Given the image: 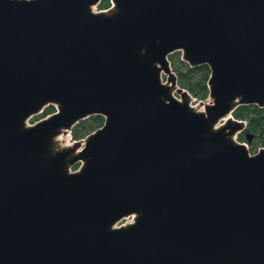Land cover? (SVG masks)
I'll use <instances>...</instances> for the list:
<instances>
[{"label": "water", "instance_id": "obj_1", "mask_svg": "<svg viewBox=\"0 0 264 264\" xmlns=\"http://www.w3.org/2000/svg\"><path fill=\"white\" fill-rule=\"evenodd\" d=\"M99 1L0 0V264H264V149L232 118L264 107V0ZM176 51L209 67L204 111Z\"/></svg>", "mask_w": 264, "mask_h": 264}, {"label": "trees", "instance_id": "obj_2", "mask_svg": "<svg viewBox=\"0 0 264 264\" xmlns=\"http://www.w3.org/2000/svg\"><path fill=\"white\" fill-rule=\"evenodd\" d=\"M100 8L109 6L108 0L102 1ZM169 61L176 75L178 85L185 89L193 98L203 101L207 99L209 90L207 82L210 71L206 65L189 68L188 64L181 61L180 54L169 55ZM50 109L45 112L50 114ZM234 119L245 121L247 126L245 132H249L257 139L258 144L264 146V108L256 106H240L232 114ZM101 116L90 117L87 121H81L72 130L74 139H81L102 126ZM244 140V138H242Z\"/></svg>", "mask_w": 264, "mask_h": 264}, {"label": "rangeland", "instance_id": "obj_3", "mask_svg": "<svg viewBox=\"0 0 264 264\" xmlns=\"http://www.w3.org/2000/svg\"><path fill=\"white\" fill-rule=\"evenodd\" d=\"M93 11L94 12H98V11H101V10H99V8L96 6V7H94L93 8ZM162 81L164 82V83H166L167 84V82H166V76L165 75H163L162 74ZM174 95L177 97V98H179L178 97V95L176 94V93H174ZM212 103V100H210V99H206V100H204V101H200V100H197V99H195V98H192V101H191V103H190V105H192L193 106V108H195L196 110H204V106L206 105V104H211ZM45 109H50V111L49 112H55V107L54 106H48V107H46ZM44 109V110H45ZM48 112H45L44 114L43 113H41V114H38V115H36V116H33L32 118H30L29 119V121H28V124H30V125H32L33 123H35L36 121H39V120H41V119H43L45 116L44 115H46ZM103 123V122H102ZM244 132L245 131H242V132H238V134L237 135H235L234 136V139L237 141V142H240V143H244V142H242L243 141V139L242 138H244ZM62 135H63V137H64V141H65V143H61V145H65L66 144V146H71L74 142H76V141H78L81 145L83 144V140H80V139H74V137H72V135L69 133V132H66V133H62ZM65 146V147H66ZM261 148H264V146H262V144H258V141H257V139L256 138H254L253 140H252V143L251 144H249L248 145V149H249V151H250V154L251 155H253V154H255V153H257V151L259 150V149H261ZM78 167H79V164L77 163V164H75L73 167H72V171H75V170H77L78 169ZM133 222V219L131 218V217H129V218H126V219H124V220H122L117 226H120V225H127V224H130V223H132Z\"/></svg>", "mask_w": 264, "mask_h": 264}, {"label": "bare ground", "instance_id": "obj_4", "mask_svg": "<svg viewBox=\"0 0 264 264\" xmlns=\"http://www.w3.org/2000/svg\"><path fill=\"white\" fill-rule=\"evenodd\" d=\"M46 111V109L45 110H43V113ZM198 112H200V111H202V110H197ZM54 112V111H53ZM52 112V113H53ZM51 114V113H50ZM226 119H228V116H226V117H224V119H223V121H226ZM216 129H217V127H216ZM54 143H55V147L56 148H60V149H63L65 146H66V144L65 145H61V143H65V141H64V137H63V135L62 134H60L59 136H57V137H55L54 138ZM118 225V224H117Z\"/></svg>", "mask_w": 264, "mask_h": 264}]
</instances>
